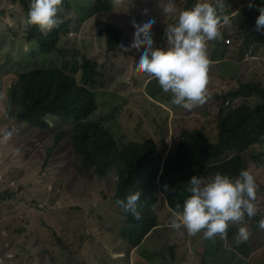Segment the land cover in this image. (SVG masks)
Instances as JSON below:
<instances>
[{
  "label": "rangeland",
  "instance_id": "1",
  "mask_svg": "<svg viewBox=\"0 0 264 264\" xmlns=\"http://www.w3.org/2000/svg\"><path fill=\"white\" fill-rule=\"evenodd\" d=\"M196 1L190 0L189 3ZM254 1L257 0H251ZM95 2L66 0V7L58 13L59 20L69 25V30L61 34L59 47L67 56L77 51L81 53L80 57H87L98 64L100 77L92 88L97 108L91 115L92 119L116 125V132H124L128 139H151L158 150L173 153L183 130H196L197 133L203 132L207 138H213L217 133L218 116L228 107L254 103L249 98H236L232 102L212 98V95L235 90L240 83L260 82L264 85V44L255 51L248 49L241 54L243 38L237 31L239 24L249 18L247 8L243 14L240 10L250 0L227 1L236 7V12L229 15L231 19L239 14L243 16L231 30L225 32L232 40V47L228 49L234 54L226 57L221 67L217 65V60L211 61L215 65L211 87H206L208 99L192 110L171 104L170 99L163 97L157 89L154 95L147 93L146 88L153 85L156 79L136 68L140 49L128 48L135 32L133 22L139 24L149 17L155 20L151 26L154 47H169L165 29L167 25L178 22L179 12L187 0H174L173 12L165 11L168 0ZM241 24L245 26L246 22ZM110 27L118 29L122 39L108 48L106 29ZM25 30V17L20 5L0 0V78L6 87L16 81L19 68L35 66V60L29 54V45L23 39ZM125 48L128 50L125 51ZM207 53L209 55L208 47ZM221 74L228 80H222ZM140 95L144 101H139ZM132 114L144 118L156 114V118L153 122H145L137 117L139 123L132 125L129 117ZM2 130L14 131L7 143L0 144V237L4 239L0 243V264H155L141 256L140 245L133 248L121 237L123 219L110 199L115 179L111 175L100 178L94 174L93 167L78 155L69 126L63 125L55 131L25 127L18 139L22 134V121L15 114V108H7L0 100ZM252 149L257 155L252 157L246 151L245 167L261 187L264 184V145L262 148L257 144ZM206 172L205 169L203 175ZM154 196L159 205V209H155L158 224L146 235L143 248L159 253L173 243L184 242L187 252L179 249L180 264H197L198 256L193 251V245L200 240L188 233L187 238L181 229L173 230L167 226L173 210L158 196V181ZM58 203H62V207ZM76 205L81 208L77 213L78 221L94 235H105L102 241L109 253L106 258L89 263L78 250L76 240L67 237L64 223L66 220L76 221V215L71 210ZM263 207L264 202L257 206L258 213L263 211ZM72 213L74 218L70 216ZM263 243V234L256 237L252 244L250 242L245 264H256L261 253L259 246ZM72 253L81 256L84 261L73 258Z\"/></svg>",
  "mask_w": 264,
  "mask_h": 264
},
{
  "label": "trees",
  "instance_id": "2",
  "mask_svg": "<svg viewBox=\"0 0 264 264\" xmlns=\"http://www.w3.org/2000/svg\"><path fill=\"white\" fill-rule=\"evenodd\" d=\"M227 1L212 0L211 2L217 5L223 4L220 10L222 15H233L236 7L231 3L228 4ZM8 2L11 5H20L26 25L32 0H8ZM101 2L103 0H96L95 3ZM189 2L190 0H187L181 11L197 3V1ZM252 3L259 5L260 0ZM66 5V0H63L62 8ZM246 8L247 12L250 11L249 18L242 21L246 22V27L241 22L237 28L238 34L243 38L241 54L248 49L255 51L264 44V32L255 29V20L259 12L257 8H249L247 4L240 10L241 14L245 13ZM231 18H229L230 23L223 24L220 29L222 38L208 42V57L212 62L217 60V65L220 67L226 57L234 54L228 49L232 47V40L225 32L231 30L233 24L242 20L243 16L239 14L234 19ZM68 30V22L60 20L57 26L47 33H42L36 26L26 25L23 39L29 45V54L34 58L35 66L19 68L16 71V81L9 87L3 85L0 78V95H4L0 100L7 108H15V114L22 121V134L18 139L23 135L25 127L32 130L55 131L61 129L63 125L69 126L71 140L78 148V155L80 154L86 163L93 167L94 174L100 178L111 175L115 179L110 199L116 204L117 213L123 219L121 237L133 248L140 245L141 256L147 261L155 264H180L179 249L182 248L183 252H187L184 242L177 245L173 243L159 253L143 248L146 235L158 224L155 209H159V205L154 196L155 183L158 181V196L161 201L174 210L177 204L183 207V202L189 195L186 187L191 176L207 179L220 172L235 177L241 169H246L244 153L249 151L252 157H255L257 153L252 147L258 144L263 148L264 145V85L260 82L240 83L235 90L212 95V98L222 101L232 102L236 98H249L254 103L252 105L243 103L235 108L228 107L220 117L218 116L217 133L213 138H207L203 132L197 133L196 130L191 132L183 130L174 152L164 153L156 148V144L151 139L142 141L128 139L124 132H116V125L91 118L97 108L96 95L92 88L100 77L98 64L87 57H80L81 53L77 51L70 56L66 55L58 43L61 34ZM106 34L108 48L122 39L121 33H118V29L115 30L114 27L107 28ZM214 65L215 63L209 66L207 88L211 87ZM220 76L222 80H228L222 74ZM149 83L153 84L152 81ZM156 89L163 97L172 101V94L164 92L157 80L146 88L147 93L151 95H154ZM139 101H144L141 100V95ZM129 117L133 121L132 123L128 119L130 123L136 125L139 123L138 118L145 122H153L156 114L145 118L136 114ZM205 169L207 172L204 177ZM165 185L169 189L175 188L176 191L166 192ZM137 191L140 192L137 202L139 219L130 213H125L116 203L118 199L124 200L126 196ZM64 200L67 202L66 199ZM58 205L62 207V203ZM71 210L76 215V221H65L67 237L76 240L78 250L89 263L106 258L109 253L102 241L105 235H94L78 221L77 213L81 211L78 205ZM74 214L70 216L74 218ZM261 219H264V207L261 213L257 212V215L251 219L245 217L251 235L246 242L239 245L234 239L239 224L230 223L224 237L216 235L212 239H205L202 231L190 235L200 240L193 245V251L198 256L197 264H245L244 259L252 241L261 234L264 235V229L259 227ZM181 232L188 238L186 229L181 227ZM259 247L261 253L256 264H264V243ZM74 253L70 254L73 258L84 261L81 256H75Z\"/></svg>",
  "mask_w": 264,
  "mask_h": 264
},
{
  "label": "clouds",
  "instance_id": "3",
  "mask_svg": "<svg viewBox=\"0 0 264 264\" xmlns=\"http://www.w3.org/2000/svg\"><path fill=\"white\" fill-rule=\"evenodd\" d=\"M62 5L63 0H32L26 25L36 26L42 33L50 32L59 22L58 13L62 11ZM248 7L257 8L259 15L255 20V29L264 32V0H260L259 5L250 0ZM222 8V3L217 5L211 0H197L191 9L180 11L178 22L167 25L165 29L170 45L167 48L154 47L151 31L154 18L149 17L139 24L133 22L135 32L128 48L140 49L136 68L155 78L164 92H170L174 105L192 110L208 99L206 85L211 64L207 53L208 42L221 39V27L230 23L231 15H222ZM174 10V0H168L165 11ZM13 131H0V144L7 143ZM187 185L189 195L182 208L177 204L172 211L168 227L173 230L183 227L189 235L202 231L205 239H212L216 235L224 237L230 223L239 224L235 243L239 245L249 239L251 232L245 217L251 219L256 216L257 206L264 200V184L259 187L250 170L241 169L235 177L220 172L207 179L193 175ZM164 189L166 192L176 191L167 185ZM139 198L140 192L137 191L124 200L118 199L116 203L125 213L139 219ZM259 227L264 229V219L259 221Z\"/></svg>",
  "mask_w": 264,
  "mask_h": 264
},
{
  "label": "crops",
  "instance_id": "4",
  "mask_svg": "<svg viewBox=\"0 0 264 264\" xmlns=\"http://www.w3.org/2000/svg\"><path fill=\"white\" fill-rule=\"evenodd\" d=\"M8 240V239H7ZM2 242H4V239H3V237H0V243H2ZM9 244H10V242H9ZM8 244V245H9ZM6 246H3L2 248H5ZM17 255V254H16Z\"/></svg>",
  "mask_w": 264,
  "mask_h": 264
}]
</instances>
